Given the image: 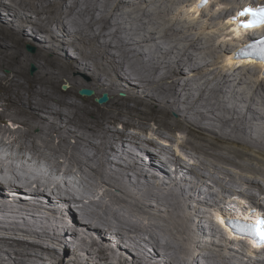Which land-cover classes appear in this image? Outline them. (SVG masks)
Returning <instances> with one entry per match:
<instances>
[{
    "label": "bare ground",
    "instance_id": "1",
    "mask_svg": "<svg viewBox=\"0 0 264 264\" xmlns=\"http://www.w3.org/2000/svg\"><path fill=\"white\" fill-rule=\"evenodd\" d=\"M194 1L0 0V73L10 71L0 75L5 264L19 259V252L36 258L28 264H90L84 252L100 259L94 264H264V249L232 238L218 219L224 211L218 208L231 205L234 193L264 208L256 191L264 192L256 185H264V169L252 159L255 146L264 156V67L233 59L262 29L241 30L229 19L250 0H221L219 11L214 0L201 11ZM31 65L36 72L30 76ZM252 67L257 76L245 72ZM64 80L70 85L66 93L60 88ZM85 88L94 97L81 96L84 105L76 98ZM102 93L113 108L106 118L89 108ZM118 109L127 129L145 130L115 133L111 123ZM151 126L166 129L162 141L176 128L178 135L170 137L182 142L185 161L197 168H184L183 157L177 159L181 153L163 161L157 141L145 139L148 132L157 136L146 128ZM237 149L246 152L247 170L231 158ZM26 154L49 174L29 166L20 171L31 177L19 179L17 167ZM216 166L238 172L240 179L217 175ZM62 174L75 186L80 179L98 192L91 201L77 200L68 181L52 183ZM20 188L29 194L28 203L4 200ZM213 208L210 217L206 212ZM185 213L193 214L191 220L174 233L173 222ZM103 244L110 251L106 256L92 249Z\"/></svg>",
    "mask_w": 264,
    "mask_h": 264
},
{
    "label": "rangeland",
    "instance_id": "2",
    "mask_svg": "<svg viewBox=\"0 0 264 264\" xmlns=\"http://www.w3.org/2000/svg\"><path fill=\"white\" fill-rule=\"evenodd\" d=\"M217 4H215L213 7H215V10L216 11H219L220 9H222V6L220 5L222 2H221V0H214ZM243 1V0H242ZM264 1V0H263ZM243 2H245V1H243ZM249 2H253L252 0H250ZM241 4V3H240ZM216 7H218V9H216ZM238 8V7H237ZM206 16V15H205ZM227 16V15H226ZM225 16V17H226ZM196 17V16H195ZM203 16H201V17H196V19H198V18H202ZM225 17L223 18V21H224V19H225ZM229 32V31H228ZM227 32V33H228ZM235 44H236V42L233 40L232 42H231V44H229L230 46H231V49L235 46ZM230 49V50H231ZM26 50L29 52V53H34V47L32 46V45H28L27 47H26ZM225 64L223 63L222 64V66H224ZM36 72V67L34 66V65H31V67H30V69H29V71H28V74L31 76V75H33L34 73ZM245 72L246 73H250V74H253V75H258V71H257V69L255 68V67H252V68H248V69H246L245 70ZM8 73H10V71L9 70H5V71H3V72H1L0 73V75L1 76H5L6 74H8ZM2 82L0 81V92L2 93V92H5L4 91V89L2 88ZM65 87V89H63ZM61 91H63V92H65L66 93V91H68V89L70 88V85L68 84V83H66L65 82V80L63 81V83L61 84ZM85 89H88V88H85ZM82 90V89H81ZM80 90V91H81ZM89 90H91V89H89ZM80 91H79V93H80ZM93 91V90H92ZM222 93H221V96L222 97H224V95H225V93H226V89L224 90V89H222ZM79 93H78V95H79ZM103 94H107V93H102V94H100V96H98V97H95V98H93L92 100H90V102H91V104H93V106L92 107H89V108H94V109H97L99 112L97 113V115L98 116H100L102 113L103 114H105V118H106V115H109L110 113H109V111L110 110H112L113 108H110V105H108L107 106V103L106 104H104V105H98V103L96 102V100H97V98H100ZM108 95V94H107ZM119 96L121 97V98H123L124 96H125V94L123 93V92H120V94H119ZM94 97V96H93ZM239 98V97H238ZM76 100H78V101H80L81 103H83L84 105H85V100L84 99H82V97L79 95V98H76ZM241 100V98H239V101ZM223 101H225V100H223ZM89 102V103H90ZM5 107H6V109H9L10 107H9V104H7V103H5V102H3L2 103ZM107 106V107H106ZM101 107V109H98V108H100ZM105 107V108H104ZM119 110V109H118ZM105 111V112H104ZM88 113H89V111H87ZM123 112L122 111H117L115 114H114V116H113V120H112V123H111V127L113 128V130H115L116 129V131H115V133L118 131L119 133H126V131L127 130H132V129H135L136 131H140V130H145V127L144 126H142L141 127V129H138L137 127H139L138 125H131V127L129 126V129H127V127L126 126H124L123 124H122V120H123V116H124V113L122 114ZM119 114V115H118ZM93 116H95V114H93ZM120 117V118H119ZM129 118L131 117L130 115L128 116ZM15 118H17V115H15ZM173 119H175L176 120V117H174L173 116ZM79 122V124H80V126L82 127L83 126V124H85V120H84V118H82V119H79L78 120ZM117 122H119L118 124H117ZM139 123V125H140V123L141 122H138ZM143 123V122H142ZM92 126H95L94 124L92 125ZM136 126V127H135ZM95 129H97V130H99L96 126L94 127ZM119 128H121V129H119ZM132 128V129H131ZM147 129H149V130H153V131H155L156 132V134H157V136H147V134L149 133H146V135H145V139L147 140L148 138V140L150 141L151 139L154 141V142H156L157 141V143H158V146H160V147H158V149L160 150V152H159V154L158 155H164V160L163 161H167L168 159V157H169V159H170V157L172 158L174 155H176L177 153H181L180 155H179V157L177 158L178 160L180 159L181 160V158L183 157V159L181 160V162H183L182 163V166L184 167V168H186V169H189V167L190 168H197V167H195V166H193V165H191L190 163H189V165L187 164L190 160H188V161H185L186 159V157L188 158V156H185L183 153H182V151H181V145H182V142L181 141H178L177 139H176V137H173V138H171L170 136H171V134H173V135H178V132H177V129L176 128H172V131H171V133L169 134V133H167V134H165L164 135V138H166L168 141H162V137H161V132H166V129L165 130H163V131H157V129H155V127H153V126H151V127H146ZM104 130H102L100 133H102ZM34 132L35 133H38V129L36 128V130H34ZM134 133V132H133ZM183 135V137H186L185 136V134H182ZM150 137H152L151 139H150ZM141 141H142V143H141ZM139 144L141 143L142 144V147L144 146V145H146V143H145V141L144 140H140V141H137ZM161 143V144H160ZM169 146V147H168ZM255 146V145H254ZM162 148V149H161ZM255 148H256V150H257V152H253L252 154H253V156H252V159H253V161H256V162H258L259 163V165H258V168L260 169V170H262V169H264V156L261 154V153H259V151L258 150H260L261 151V149H263V148H261V147H258V146H255ZM147 150H149V149H147ZM138 152V151H137ZM15 154L17 155V161L19 160L18 159V156L20 155V154H18V153H16L15 152ZM137 154H140L139 152L137 153ZM257 154H261L260 155V157L257 155ZM144 155H146V154H144ZM196 155H198V156H200L201 154H199V153H196ZM244 155H246V152H244L243 150H240V149H237V154H234V155H232L231 156V158L235 161V165H236V167H238V168H242V169H245V170H247V167H248V165H249V161H247L243 156ZM147 156V155H146ZM224 156V154H221V155H219V156H217L216 157V159H218V160H220V159H222V157ZM185 157V158H184ZM154 159V158H153ZM155 159H158V157L157 158H155ZM166 159V160H165ZM176 159V158H175ZM44 162V161H43ZM17 163V162H16ZM191 165V166H190ZM31 167L32 166V168L33 169H36V168H38V171L40 172V171H43V173H46V171L44 170V168L43 167H41L42 165H40V167L41 168H39V165H38V163H36L35 164V162H32V160H31V157H30V155H28V154H26V157H25V160H24V162H23V164L21 165V166H18L17 167V170L19 171V176H18V178L19 179H23V180H26L27 178H30L31 176L29 175H27V173L26 172H21L20 170H21V168H23V167H26V168H28V167ZM64 166V165H63ZM35 167V168H34ZM71 167V166H70ZM69 166L68 167H66V166H64V168H68L67 170H69V171H71V170H74V168L73 167H71L70 168ZM61 170H62V167L60 166L59 167ZM64 168H63V170H64ZM30 169V168H29ZM52 170H53V172L56 174V168H52ZM215 173L217 174V175H221V176H224V177H235V178H238V179H240V177H239V174H238V172H231V171H229L227 168H225V167H222V166H216V168H215ZM46 174H49V173H46ZM24 177V178H23ZM63 179H62V178ZM53 179V181H52V183L54 184L55 182H58V183H61L62 185H65L64 183H68L69 181L68 180H66L64 177H63V174H62V176L61 175H57V180H59V181H57L56 179H54V178H52ZM51 179V180H52ZM64 180V181H63ZM68 181V182H67ZM264 182V181H263ZM243 183H245V182H243ZM261 183L262 182H260V183H257L256 185H258L259 187H264V185H261ZM69 185H71L70 187H72V194H74V198L75 199H77V200H79V199H86V197H88V199L91 201V199H93V197H91V195L94 193V192H98L97 190H95L93 193H92V191H90L87 187H86V185L84 184L83 185V183L81 182V180L80 179H78V183H76V186L77 187H79V186H81L79 189H77L76 188V186L74 185V184H72V183H68ZM264 184V183H263ZM63 189H65V188H63ZM63 189L61 190L62 192H63ZM79 190V191H78ZM259 190H261V189H256V191H258L257 193L260 195V196H262L263 198H264V192L261 190V191H259ZM75 191V192H74ZM77 192V193H76ZM79 192V193H78ZM263 192V193H262ZM76 193V194H75ZM102 192H100V194H101ZM231 194H233V192H230ZM81 194V195H80ZM76 195H78V196H76ZM83 195V196H82ZM80 196V197H79ZM78 197V198H77ZM87 204H88V202H86ZM234 205H236V206H234ZM249 205H251V203H250V201L249 200H245V202H244V198L243 197H240L238 194H235L234 193V196H233V203L231 204V205H228V206H225V205H222L221 207H219L218 209H222V210H224V211H230L229 209H232V207H235V208H237L238 210H245V208L247 207V206H249ZM62 207H64L63 205H61ZM264 206V205H263ZM262 207V206H261ZM214 209V208H213ZM210 209V210H208L206 213H207V215L208 216H210V217H212L213 215H215V213H216V210L217 209ZM81 214H82V212H80ZM51 216V215H50ZM192 216H193V214L192 213H185V214H183L182 215V218L180 219V220H175L174 222H173V232L174 233H179L181 230H180V228H181V225H182V223L183 222H187L188 220H191V218H192ZM115 229H116V227H115ZM116 230H118V228L116 229ZM125 236H126V234H125ZM131 236V235H130ZM133 237H134V235H132V237H129V235H127L126 236V238H131V239H133ZM135 243L136 244H142V243H139V239L138 238H136V240H135ZM94 247H96V248H94ZM98 247H99V249H98ZM101 247V248H100ZM92 249H94L95 251H96V249H97V251L96 252H99V250H100V252L98 253L100 256H106L110 251H109V249L108 248H106V249H104V244H103V247H102V245H94V246H92ZM20 250V249H19ZM106 252H105V251ZM102 251V252H101ZM104 252H105V255H104ZM107 253V254H106ZM84 255L86 256V258H83L84 259V261L85 262H89L90 264H92L93 262H94V260L96 259V261H100V259H98L97 257H95L94 259H92V258H90L89 256H87V253L86 252H84ZM17 258H19V259H15V260H13V259H8V263L9 264H24L25 263V261L27 262V264L29 263V262H34V260L36 259V258H32V260L30 259V258H26V257H24L23 256V252H19L18 254H17ZM29 259L31 260V261H29ZM87 259V260H86ZM6 260H7V258H6ZM24 260V261H23ZM17 261V262H16ZM87 262V263H88ZM204 263L203 264H210L211 262H208V261H203ZM6 263V262H5ZM4 263V260L2 259V258H0V264H5ZM95 263V262H94ZM93 263V264H94Z\"/></svg>",
    "mask_w": 264,
    "mask_h": 264
},
{
    "label": "clouds",
    "instance_id": "3",
    "mask_svg": "<svg viewBox=\"0 0 264 264\" xmlns=\"http://www.w3.org/2000/svg\"><path fill=\"white\" fill-rule=\"evenodd\" d=\"M253 2H244L243 6L239 9L238 13L229 19H232L236 28L243 30H258L262 29V33L257 37L253 36L252 39H248L243 42L242 46L240 45L237 51L234 53L233 59L243 60V61H254L255 64H261L264 67V27L246 29L242 27V22L248 20L246 16H240L239 13L248 7L260 8L264 7L263 0H252ZM211 0H207V4L204 5L203 0H195L194 5H196L197 10H202L209 5ZM256 39V40H255ZM261 74L264 76V68H262ZM104 95V94H103ZM102 95V96H103ZM101 96V97H102ZM100 97V98H101ZM97 98V99H100ZM25 189L20 188L19 191L12 192L10 196L4 195V200L10 202L14 197L20 198L24 202H29L31 199L29 194L25 192ZM44 199V198H43ZM45 200V199H44ZM58 205V204H57ZM236 206V205H234ZM230 211H222L219 214L220 221L231 229V236L240 241H247L255 250L264 249V246H261L259 243V238L249 235L247 232L241 231L246 225H255L258 220L264 218V208L259 205H249L245 210H238L235 207L229 209ZM77 243V242H76ZM78 244V243H77ZM77 247V245H76ZM111 248H114L112 245ZM46 261V260H45ZM45 264H51L49 261H46Z\"/></svg>",
    "mask_w": 264,
    "mask_h": 264
},
{
    "label": "snow or ice",
    "instance_id": "4",
    "mask_svg": "<svg viewBox=\"0 0 264 264\" xmlns=\"http://www.w3.org/2000/svg\"><path fill=\"white\" fill-rule=\"evenodd\" d=\"M204 5L207 0H203ZM240 16H246L249 19L242 22V27L253 29L264 27V7L252 8L248 7L239 13ZM241 231L247 232L249 235L258 237L261 246H264V218H261L255 225H246Z\"/></svg>",
    "mask_w": 264,
    "mask_h": 264
},
{
    "label": "water",
    "instance_id": "5",
    "mask_svg": "<svg viewBox=\"0 0 264 264\" xmlns=\"http://www.w3.org/2000/svg\"><path fill=\"white\" fill-rule=\"evenodd\" d=\"M65 89V87L63 88ZM80 96L82 97H93L94 96V91L92 90H89V89H82L79 93ZM108 95L107 94H104L100 99H97L96 102L99 104V105H104L108 102Z\"/></svg>",
    "mask_w": 264,
    "mask_h": 264
}]
</instances>
